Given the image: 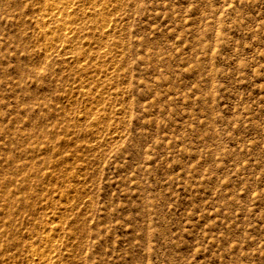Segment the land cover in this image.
Listing matches in <instances>:
<instances>
[{"label":"rangeland","instance_id":"1","mask_svg":"<svg viewBox=\"0 0 264 264\" xmlns=\"http://www.w3.org/2000/svg\"><path fill=\"white\" fill-rule=\"evenodd\" d=\"M0 264H264V0H0Z\"/></svg>","mask_w":264,"mask_h":264}]
</instances>
